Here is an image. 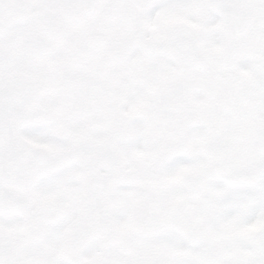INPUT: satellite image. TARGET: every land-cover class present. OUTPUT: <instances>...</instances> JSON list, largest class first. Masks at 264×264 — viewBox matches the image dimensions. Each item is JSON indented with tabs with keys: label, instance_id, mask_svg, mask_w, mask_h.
<instances>
[{
	"label": "snow or ice",
	"instance_id": "obj_1",
	"mask_svg": "<svg viewBox=\"0 0 264 264\" xmlns=\"http://www.w3.org/2000/svg\"><path fill=\"white\" fill-rule=\"evenodd\" d=\"M0 264H264V0H0Z\"/></svg>",
	"mask_w": 264,
	"mask_h": 264
}]
</instances>
